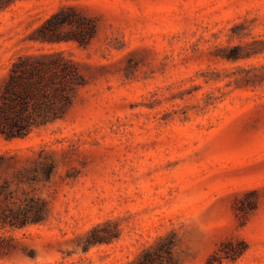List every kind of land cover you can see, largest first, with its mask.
Listing matches in <instances>:
<instances>
[{
    "label": "rangeland",
    "instance_id": "374dc122",
    "mask_svg": "<svg viewBox=\"0 0 264 264\" xmlns=\"http://www.w3.org/2000/svg\"><path fill=\"white\" fill-rule=\"evenodd\" d=\"M62 5L69 40L38 37ZM19 56L75 70L62 116L0 125L29 168L14 197L44 201L0 230L17 243L0 264H127L162 242L172 264H264V0H18L0 83Z\"/></svg>",
    "mask_w": 264,
    "mask_h": 264
},
{
    "label": "trees",
    "instance_id": "16d2710c",
    "mask_svg": "<svg viewBox=\"0 0 264 264\" xmlns=\"http://www.w3.org/2000/svg\"><path fill=\"white\" fill-rule=\"evenodd\" d=\"M16 1L0 0V10ZM74 18L76 12L74 9L69 11V5L57 7L39 24L38 37L50 41L69 40V22ZM93 28L90 24L89 32ZM16 58L11 61L0 83V125L8 130H21L31 123H47L62 116V106L69 102L70 75L75 67L61 63L56 57L49 61L46 58ZM21 162L20 158H6L0 153V230L21 227L29 221L44 218V201L29 195L14 197L11 185L24 182L29 172V168L20 166ZM53 167L52 162L47 164L49 175L53 173ZM11 238V235L0 232V257L6 255L9 258L16 253L17 243ZM89 241L102 240L93 231ZM127 264H172L170 244L162 242L157 247L145 249L135 261Z\"/></svg>",
    "mask_w": 264,
    "mask_h": 264
}]
</instances>
